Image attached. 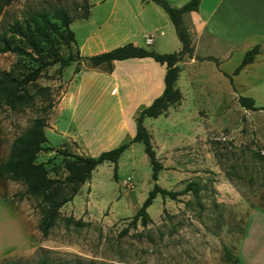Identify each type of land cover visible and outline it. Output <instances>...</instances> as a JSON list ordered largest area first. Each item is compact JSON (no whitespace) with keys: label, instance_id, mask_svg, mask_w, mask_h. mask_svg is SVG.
Returning <instances> with one entry per match:
<instances>
[{"label":"rangeland","instance_id":"obj_1","mask_svg":"<svg viewBox=\"0 0 264 264\" xmlns=\"http://www.w3.org/2000/svg\"><path fill=\"white\" fill-rule=\"evenodd\" d=\"M89 1L94 4L96 0ZM107 1L94 16L98 22L108 15L106 7L112 0ZM82 2L0 0V30L7 20L24 11L64 5L74 13ZM115 3L126 9L132 2ZM122 10L121 14L112 13L100 27L85 22L87 18L72 21L78 47L83 35L95 30L92 47H84V55L123 44L135 37L133 33L142 34L139 24L130 27L129 9ZM170 24L178 40L171 20ZM59 51L64 56L69 51L75 54L76 46L61 43ZM242 56L235 50L222 56L221 65L214 59L194 64L180 60V107L143 119L164 165L157 182L181 189L187 181L198 180L202 184L199 197L191 192L177 198L157 194L147 206L151 219L146 224L139 219L132 222L154 183L149 157L137 140L120 154L117 177L112 161L97 164L72 199L59 207L54 224L44 235L39 226L44 207L40 198L25 193L21 181L0 178V264L8 260L35 264L42 256L61 264L228 263L223 245L236 254L249 207L264 206V54L232 74ZM49 57L50 53L44 55ZM77 63L80 70L75 71ZM38 64L23 54L0 52V70L10 74L21 76ZM147 67L138 57L119 61L116 73L124 85L120 83L117 93L110 91L113 83L104 66L94 67L82 59L71 60L64 67L59 62L46 64L27 83L31 91L37 85H50L55 98L47 116L45 148L38 152L37 160L44 161L48 175L58 178L65 191L73 185L65 181L67 161L73 158L70 153L96 155L132 138L133 110L137 115L147 99L140 83L130 101L134 90L130 81L141 82ZM223 71L229 72L231 79ZM240 94L253 96L256 107L241 105ZM41 105L37 100L23 109L0 106V159L6 157L13 138L30 125Z\"/></svg>","mask_w":264,"mask_h":264},{"label":"trees","instance_id":"obj_2","mask_svg":"<svg viewBox=\"0 0 264 264\" xmlns=\"http://www.w3.org/2000/svg\"><path fill=\"white\" fill-rule=\"evenodd\" d=\"M158 3L168 14L176 35L181 42V49L178 51L159 52L153 48L127 42L117 45L107 50L84 55L80 53L77 45L75 32L70 26L74 19L88 18L90 15L91 2L83 0L72 13L64 5H54L50 8L30 9L24 11L19 16H14L7 20L0 30V52H13L23 54L39 61L36 67H32L27 73L17 76L0 70V106L7 105L11 109H23L36 104L40 100L41 105L38 112L31 119L28 127L17 134L10 145L8 154L0 159V178H11L25 184V193L38 196L43 203V211L39 223L42 233L46 235L50 227L54 224L59 207L66 201L72 199L79 190L80 185L91 176L92 170L97 164L109 160L114 163V176L117 177V161L122 151L133 141H141L144 151L147 153L154 180L147 196L140 207L132 216V222L138 219L142 224H146L151 216L147 211V206L152 203L153 198L160 194L162 197L169 196L177 198L179 194L191 192L199 197L202 184L200 181L191 179L181 189H172L157 182L159 171L164 167L161 159L156 153L152 135L143 123L145 116H157L166 112L168 107L178 102L182 98V93L177 85L180 72L178 60L184 55L191 56L194 45L192 43L191 32L183 19L185 12L195 10L199 6L200 0H187L181 5H173L168 0H153ZM78 9V10H77ZM2 6H0V12ZM64 43L69 47L76 46L75 54L71 51L64 56L59 51V45ZM259 52V44H254L248 48L240 62L234 68L233 73H238L247 63L253 61ZM51 57L45 59V54ZM151 56L155 60L165 64L164 87L162 92L155 96L153 100L140 108L136 119L135 133L127 141H123L113 147L103 149L98 154H78L70 153L73 158L68 159L67 168L69 173L65 181L73 185L67 192L66 187L58 178L48 175L44 161L37 160L38 152L45 148L44 142L47 140L45 126L49 110L53 107L55 98L52 95L50 85H37L34 90L27 86L29 81H33L40 72L42 66L59 62L60 67L68 65L71 60L79 62L80 59L88 62L92 66H104L108 71L112 70L114 59H125L128 57ZM80 70L77 63L75 71ZM229 75L228 73H226ZM230 76V75H229ZM231 79V76H230ZM241 105L247 108H255L254 98L251 95H238ZM67 220H73L68 217ZM79 222V219L75 220ZM225 261L230 264H237L239 257L232 249L223 245ZM5 264H19L17 260H8ZM35 264H61L47 257H40Z\"/></svg>","mask_w":264,"mask_h":264},{"label":"crops","instance_id":"obj_3","mask_svg":"<svg viewBox=\"0 0 264 264\" xmlns=\"http://www.w3.org/2000/svg\"><path fill=\"white\" fill-rule=\"evenodd\" d=\"M123 1L124 3H132H130L131 5L127 4L128 6H126L125 9L117 7L119 5L115 3V0H112L110 5L106 7L108 8V15L106 14L107 16L101 18L98 22L94 17L96 12L100 11L109 1L96 0L91 6L90 16L85 22H93V24L97 23V27H100L106 23L108 17L112 13L121 14L123 13L122 9H124L125 12L129 9V12H131L129 15L131 18L128 20H132L130 27L139 24L138 27L144 29V31L140 36H136V34L133 33L135 37L128 39L124 43L133 42L148 48H151L149 45H152L154 47L153 49L159 52H170L172 50L178 51L181 49V42L179 39H176L172 32L170 18L162 6L153 0ZM168 1L173 5H181L187 0ZM161 8L164 11H162ZM183 19L191 32L194 49L192 55H184L180 59L182 61L188 60L194 64L200 63L204 60L214 59L217 62L220 61L218 64L220 63L221 65L222 56H230L235 50H240V52L244 54V52L254 44H259V52L257 53V56L254 57L253 61L247 63V65L253 64L255 60L264 54V0H200L198 8L185 12ZM72 24L73 22L70 23V26H72ZM94 33L95 30L91 29L83 35L81 40H79L78 44L81 54H83L85 50L84 47H92ZM146 34L152 35L150 43L146 41ZM199 45L201 47L204 46L205 50L200 52V50H198V48H200ZM88 52L91 53L94 51L88 50ZM218 53L221 55L218 56ZM199 54H205L209 57L201 59ZM138 58L141 62H147L150 67H147V69L144 70L141 82L137 79H131L130 82L134 84V90L130 93V101H132L133 98L135 99L134 96L138 91L137 85L142 83V87L145 88L144 92L146 93V104H148L163 90V77L166 67L164 63L155 60L151 56ZM126 59L128 58L114 59L112 70L108 72L111 77L110 79H112L111 83H113V86L110 89L112 93L120 91V83L122 82L116 73V65L119 61L125 62ZM180 60H178V64ZM226 73L227 72L223 71V74L227 75ZM232 74H234L233 71ZM178 80L179 78L177 79V85L179 87ZM122 84L124 85V81ZM175 103L176 106H174L173 103L166 110L168 114L172 107H180V103ZM133 111V115L136 116V110ZM134 127L136 129V119ZM146 127L150 131V128L148 126ZM152 140L154 144V139L152 138ZM236 254L239 257L237 264H264V206L255 205L249 207L247 224L239 239Z\"/></svg>","mask_w":264,"mask_h":264},{"label":"built area","instance_id":"obj_4","mask_svg":"<svg viewBox=\"0 0 264 264\" xmlns=\"http://www.w3.org/2000/svg\"><path fill=\"white\" fill-rule=\"evenodd\" d=\"M151 40H152V35H147V34H146V41H147L148 43H150Z\"/></svg>","mask_w":264,"mask_h":264}]
</instances>
